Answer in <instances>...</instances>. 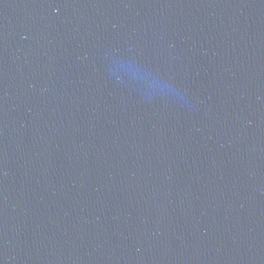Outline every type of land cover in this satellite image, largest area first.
<instances>
[{
	"label": "water",
	"instance_id": "1",
	"mask_svg": "<svg viewBox=\"0 0 264 264\" xmlns=\"http://www.w3.org/2000/svg\"><path fill=\"white\" fill-rule=\"evenodd\" d=\"M0 264H264V0H0Z\"/></svg>",
	"mask_w": 264,
	"mask_h": 264
}]
</instances>
